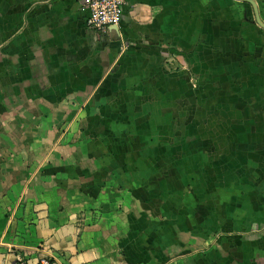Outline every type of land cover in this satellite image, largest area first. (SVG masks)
I'll list each match as a JSON object with an SVG mask.
<instances>
[{"label": "crops", "instance_id": "0c3cea01", "mask_svg": "<svg viewBox=\"0 0 264 264\" xmlns=\"http://www.w3.org/2000/svg\"><path fill=\"white\" fill-rule=\"evenodd\" d=\"M85 1L0 0V264H264V0Z\"/></svg>", "mask_w": 264, "mask_h": 264}, {"label": "built area", "instance_id": "2783aa9c", "mask_svg": "<svg viewBox=\"0 0 264 264\" xmlns=\"http://www.w3.org/2000/svg\"><path fill=\"white\" fill-rule=\"evenodd\" d=\"M126 0H86L87 16L85 24L88 28L105 32L111 27H118L123 19ZM16 264H56L50 257L42 256L36 262L20 258Z\"/></svg>", "mask_w": 264, "mask_h": 264}, {"label": "rangeland", "instance_id": "374dc122", "mask_svg": "<svg viewBox=\"0 0 264 264\" xmlns=\"http://www.w3.org/2000/svg\"><path fill=\"white\" fill-rule=\"evenodd\" d=\"M173 186H175V185H173ZM171 188L174 189V187H171ZM223 194H224V193H223ZM221 197H222V198H225L224 195H221ZM213 243H214V245L216 244V242H213ZM214 250H215V249H214Z\"/></svg>", "mask_w": 264, "mask_h": 264}, {"label": "water", "instance_id": "95a60500", "mask_svg": "<svg viewBox=\"0 0 264 264\" xmlns=\"http://www.w3.org/2000/svg\"><path fill=\"white\" fill-rule=\"evenodd\" d=\"M261 24V23H260ZM261 26L264 28V25L261 24Z\"/></svg>", "mask_w": 264, "mask_h": 264}]
</instances>
